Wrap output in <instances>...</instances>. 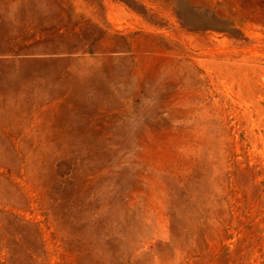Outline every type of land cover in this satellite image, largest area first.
Wrapping results in <instances>:
<instances>
[{"label":"rangeland","instance_id":"1","mask_svg":"<svg viewBox=\"0 0 264 264\" xmlns=\"http://www.w3.org/2000/svg\"><path fill=\"white\" fill-rule=\"evenodd\" d=\"M0 264H264V0H0Z\"/></svg>","mask_w":264,"mask_h":264}]
</instances>
